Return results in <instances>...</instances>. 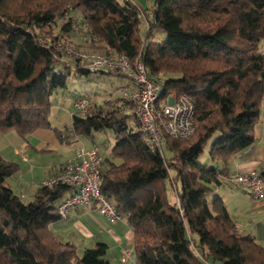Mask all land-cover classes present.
I'll list each match as a JSON object with an SVG mask.
<instances>
[{"label":"trees","instance_id":"16d2710c","mask_svg":"<svg viewBox=\"0 0 264 264\" xmlns=\"http://www.w3.org/2000/svg\"><path fill=\"white\" fill-rule=\"evenodd\" d=\"M147 13L134 0H0V132L25 137L48 128L95 143L97 132L113 131L108 154L101 150L99 188L132 228L134 264H264V246L239 231L220 196L207 198L222 183L221 171L198 161L215 132L208 150L214 163L226 164L254 143L264 98V0H154ZM80 15L88 26L83 33L72 27ZM154 28L163 30V40H154ZM38 37L141 60L149 77L164 76L158 107L171 94L192 100L194 132L163 133L162 151L149 148L119 92L107 107L73 96L72 110L79 96L89 99L87 113L71 110L69 129H54L53 94L89 71ZM17 170L0 155V264H110L104 242L80 254L50 229L68 215L57 206L70 187L39 183L24 203L5 183ZM258 173L264 180V167ZM169 187L177 200L168 198Z\"/></svg>","mask_w":264,"mask_h":264},{"label":"built area","instance_id":"2783aa9c","mask_svg":"<svg viewBox=\"0 0 264 264\" xmlns=\"http://www.w3.org/2000/svg\"><path fill=\"white\" fill-rule=\"evenodd\" d=\"M72 27L73 30L82 33L88 29L87 23L81 15L73 20ZM38 40L57 52L80 59L83 67L89 72H119L121 75L127 76L130 79L129 83L117 89V92H119L123 103L130 104V113L135 116L142 131V139L149 148L162 151L163 133L173 138H185L194 132V104L192 100L185 94L179 96L171 94L158 107L156 101L164 80L160 77L155 80L149 77L141 60L130 62L123 55L82 51L42 37H38ZM89 104V99L79 96L73 103L72 113L86 114ZM75 153L77 160L67 161L55 173L40 181V185L45 187H54L58 184L70 187L68 194L60 200L57 206L58 214L65 217L73 206L95 203L99 212L108 221L117 220L120 216L115 206L109 198L101 193L99 188V167L102 161L100 146L97 143H92L89 148L80 146L76 148ZM163 159L168 162L164 155ZM231 179L245 186L251 198L257 199L264 196V180L258 172L235 173ZM125 254L128 257L129 251L126 250Z\"/></svg>","mask_w":264,"mask_h":264},{"label":"crops","instance_id":"0c3cea01","mask_svg":"<svg viewBox=\"0 0 264 264\" xmlns=\"http://www.w3.org/2000/svg\"><path fill=\"white\" fill-rule=\"evenodd\" d=\"M72 101L69 112L72 110ZM52 127L56 130H61L57 126L52 125ZM11 131L14 130L4 133L9 134ZM16 136L14 138L11 137L10 141L6 140V146L4 143L1 144L0 155L4 159H6V156L10 157L9 159L11 160L9 161H16L18 170L14 174H17V178L22 179L21 187L16 186V189L21 191V189L29 187L33 192L32 196H34V193L39 188L40 181L44 177L56 172L67 161L77 160L75 151L78 146L89 147L82 140V136L66 135L67 137L60 138L52 129H38L24 137L32 138L36 148L28 141H25L24 144L31 145L37 154L61 151L62 155L67 156V152H69L70 156L52 167L46 164L36 167L34 164L29 165V157L24 154V146L22 143L20 144ZM254 137L255 140L252 146L238 152L226 164L214 163L209 156H206L205 164H214L221 171L223 181L213 192L225 202L227 210L234 218L239 231L253 237L257 243L264 246V196L252 199L245 188L236 182L230 181L235 173L259 172L261 167H264V112L260 114L256 123ZM3 151H5L6 156L2 155ZM21 154L25 155V159L22 158ZM18 159L24 162L23 167L22 164L17 163ZM47 169H49L48 172H46ZM24 176L31 177L30 184L27 180H24ZM171 176L175 178V173ZM8 185L14 191L13 186L11 184ZM121 218L123 217H119L115 221H108L99 212L95 203H89L85 206H73L65 218L52 222L50 229L57 237L75 243L77 249H85L94 246L97 242H104L107 245L105 257L110 264L112 261H115V264H117L116 262L119 264H134L133 231L126 220ZM124 249L129 251L131 255L126 261H122L120 257Z\"/></svg>","mask_w":264,"mask_h":264},{"label":"rangeland","instance_id":"374dc122","mask_svg":"<svg viewBox=\"0 0 264 264\" xmlns=\"http://www.w3.org/2000/svg\"><path fill=\"white\" fill-rule=\"evenodd\" d=\"M134 2L137 3L143 10H146L149 12V14L147 13L144 15L145 18L151 17L150 16L151 8L153 7L154 0H134ZM145 22L146 20L144 19V23ZM145 27H146V23L144 24V26H142L143 31L145 30ZM58 29L59 27L57 26L56 31H58ZM152 33L154 35V40L156 41H161L165 38V33L160 28H154ZM261 46L264 47V41L261 42ZM159 77L164 78L163 75H160ZM129 80L130 79L127 76L119 75L115 72L105 73V72L98 71V72H89L86 75L85 74L72 75L66 81V88L56 90V92L52 96V108H51L50 116H49L50 124L53 126H57L60 129H65V128L69 129L70 124H71V118H70L71 114L69 112V109L71 106V101L73 99V96L86 94L90 97L92 102L94 101L98 105L103 106V107H105L106 105L109 106V103L106 102V100L111 99L112 101H114L115 99H117L118 97L117 88L121 87L123 84H128ZM262 112H264V98H262L261 103H260V114H262ZM12 135L16 136L17 134L15 131H11L9 134L0 133V149H1V144L3 143L6 146V140L10 141L11 137L14 138V136ZM16 137H18L20 144L22 143L24 146L23 147L24 148L23 150H25L24 154L27 157H29V160H30L29 165L34 164L36 167H38L39 165L41 166L42 164H46L47 166L52 167L55 164H58L59 162L66 160L70 156L69 152H67V156H64L61 154V151L60 152L50 151V152L37 154V152H35L32 148V146L35 147V142L32 140V138H24L19 135H17ZM217 137H219V134L215 132L210 138V140L204 145L203 151L198 158V161L201 162L202 164L206 163L205 159H206V156L207 157L209 156L208 150L210 148V145L212 141L216 139ZM81 138L85 144H87L89 147L91 146L92 144L91 139L86 138V137H81ZM25 141L30 142L32 146L30 145L31 146L30 147L26 143L24 144ZM94 142L100 146V149L102 150V152L108 154V151L110 150L111 146L114 143V132L111 130H107L104 132H97L95 134ZM3 152L4 153H2V155L6 156L5 151ZM164 152L167 153L165 148H164ZM24 154L23 155L21 154L23 159H25ZM166 157H167L166 161L169 162L170 159L168 158V156ZM5 158L8 160H11L9 159L10 157L6 156ZM17 163L22 164V167H23V163H24L23 161L18 159ZM207 165H209V163ZM48 170L49 169H47L46 172H48ZM173 173L174 172L171 169L168 170V176L169 178H171V180H174V178L171 176L173 175ZM24 180H27L28 183L30 184L31 177L24 176ZM21 181L22 179L17 178V174H13L6 179L5 183L11 184L16 194L18 195L23 194L21 195L22 196L21 200L24 203H28L33 199L32 198L33 192L29 187L25 189H21V191H17L18 189H16V186L21 187L20 186ZM230 181H233V180L230 179ZM176 187L179 190L178 182L176 183ZM242 187L248 190L245 186H242ZM175 193L176 191L172 189L171 187L167 189L168 198L170 200L174 198L177 200V196ZM215 195L217 194H215L214 192H211L207 195V198L211 199ZM82 250L83 249L78 248V253L81 254ZM122 252L123 253L120 256L121 260L126 261L131 256L130 252H129L128 257L125 256L126 249H124ZM116 263L119 264L118 262ZM204 263L210 264L207 260H204ZM111 264H115V261H112Z\"/></svg>","mask_w":264,"mask_h":264}]
</instances>
